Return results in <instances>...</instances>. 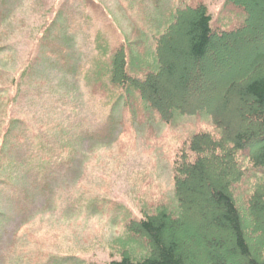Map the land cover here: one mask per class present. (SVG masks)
Segmentation results:
<instances>
[{"label": "trees", "instance_id": "trees-1", "mask_svg": "<svg viewBox=\"0 0 264 264\" xmlns=\"http://www.w3.org/2000/svg\"><path fill=\"white\" fill-rule=\"evenodd\" d=\"M77 1L78 19L68 15L74 26L64 29L63 12L57 5L51 8L50 18L37 35V45L51 47L42 50L44 60L51 67L60 66L72 88L64 100H55L54 114L60 103H78L83 87L100 107H111L110 120L117 118L121 110L138 107L149 108L165 124H171L175 112L195 115L205 111L215 132H197L177 148L171 198L163 194L159 200L140 202L136 211L116 200L92 199L91 210L103 216L108 212L106 218L116 226L115 235L104 246L106 261L82 257L85 250L53 251L45 243L51 236L31 233L30 222L42 211L19 209L22 220L14 232L18 234H13L18 249H8L7 253L0 249V264H264V48L256 50L264 40V0H178L167 12L166 21L165 12L160 13L165 0H116L122 12L133 13L129 24L132 40L124 38L98 0ZM210 1L223 2L221 14L228 8L238 11H226L227 15L235 13L233 26L223 21V27H213L222 18H212ZM3 16L0 13V55L12 58L3 52L7 46L1 38ZM78 29L92 46V55L70 63L65 57L72 56L71 48L65 45L74 37L67 34L72 31L75 36ZM147 33L152 43L145 39ZM51 35L62 43H52ZM246 45L254 49L252 56L244 64L234 63L233 75L222 80L224 97L219 106L188 101L190 91L199 92L193 88L196 79L203 84L207 76L219 73L213 56L216 50L227 46L243 50ZM144 49L150 58H141L140 69H129L133 51L139 50L136 54L142 57ZM29 72L20 68L9 79V72L0 70V186L4 184L7 191H12L14 180L25 184V176L19 178V169L27 166L43 184L35 188L34 194L49 192L53 196L54 188L51 191L46 183L55 180L62 162L75 158L78 145L87 140L113 143L119 127L114 121L106 124L110 135L106 139L79 134L76 129L68 132L57 119L39 125V133L32 130L22 116L12 111L24 78L31 80L37 90L46 84L36 72ZM174 98L180 100L173 103ZM217 102V98L212 99L213 104ZM232 104L236 109L230 112ZM227 116L236 119L238 126L229 123ZM23 148L37 153L17 162L15 153ZM27 198L29 201L32 197ZM49 210L46 208L45 213ZM49 242L56 244L53 239Z\"/></svg>", "mask_w": 264, "mask_h": 264}, {"label": "rangeland", "instance_id": "rangeland-1", "mask_svg": "<svg viewBox=\"0 0 264 264\" xmlns=\"http://www.w3.org/2000/svg\"><path fill=\"white\" fill-rule=\"evenodd\" d=\"M98 1L109 12V16L116 23L117 29L120 30L124 38L132 40L134 35L129 24L133 13L122 12L116 0ZM175 2L177 3L178 0H165L160 9L161 15L165 12L163 20H167V12L170 7H174L172 4ZM57 5L59 9H62L65 19L61 24L64 25V29H70V25L73 24H71L68 15L78 19L80 13L77 0H6L5 2L0 0V13L5 16L1 38H3L2 43L7 45L3 52L12 57L3 58L4 55H0V70L9 72V79H11L12 75L20 68H24L26 71L30 69L31 74L36 72L40 77L38 79L46 81V84L37 90L38 88H35L31 80L24 78L21 81L22 89L18 93L12 111L13 113L16 111L22 116L29 127L38 133L41 132L39 125L46 126L54 119L62 121L64 129L68 132L71 129H76L79 134L98 135L102 139L110 136L106 124L108 126V123L114 121L119 129L113 143L111 140L106 144H100L101 142L96 140H87L78 145V153L75 158H71L69 162L61 163L59 170L55 173V180L51 181L49 178L51 184L46 183L51 191L54 188L56 198L52 194L49 195V192L42 196L34 194L35 188L40 189L43 184L37 182L35 179L37 173L31 171L27 166L25 169H19V178L25 176V184L14 180L13 184L15 185L12 186V191H7L4 184L0 186V213L3 217L0 218V249L6 253L8 249L11 251L18 249L15 244L17 238L13 234L22 220L19 209L28 211L34 209V212L42 211V215L30 222L31 233L38 236H51L46 238L48 239L45 241L47 247L55 252L57 249L62 251L85 250L86 253L82 257L94 262H102L107 260L105 243L115 235L116 226L110 223L109 218H106L108 212H104L103 216L99 212L91 210L92 199L96 196L99 199L116 200L136 211L138 205L142 204L140 202L148 203L159 200L163 194L171 198L173 195V161L177 148L189 136L197 132L214 133L215 130L210 115L205 111L195 115H183L175 112L171 124H165L149 108L138 107L131 108L126 112L121 110L117 118L110 120L111 107L103 106L102 108L92 99L95 101L93 104L83 87L80 88L81 96L79 93V98L77 97L78 103H67L65 106L60 103V108H56L54 114L55 100H64L65 93H70L72 88L69 86L70 82L64 79L65 75L59 70L60 66L51 67L52 64L48 65L44 60L46 58L42 54V50H50L51 47L37 45L36 41L42 26L50 18L51 8ZM209 5L212 18H222L220 22H214L213 27H223L224 22L230 27L234 25V21H236L234 16L238 11L228 8L226 11L235 13L227 15L226 11H223L224 13L221 14L223 2L211 3L210 1ZM262 15L261 24H264V12ZM75 24L78 25V23ZM72 33L69 31L67 35L69 38L74 37L71 38L73 41L65 45L71 48H69V53L72 56L65 57V61L77 63L80 56L82 59L86 54L92 55V46L84 41L85 35L81 34L80 29H78V34L77 30L74 32L75 36ZM52 37V35L49 37L52 43L58 45L62 43V41H55ZM145 37L147 41L153 42L148 33ZM263 41L262 39L261 43H258L256 50H263L261 49L264 48ZM249 46L246 45L247 48L243 50L240 46L237 48L220 47L216 50L213 56L217 59L219 73L214 72L210 77L207 76L206 82L203 84L199 79L192 80L191 83L195 81L193 88L196 87L199 92L190 91L187 95L190 97L188 101H199V103L208 106H219L220 99L224 97L220 90L224 82L222 80L229 79L233 75L232 68L236 63L244 64L249 61L252 56L251 52L254 51ZM234 51L237 52L234 54ZM136 53H139V50L133 51L128 63L129 69H140L142 67L141 58L143 60L150 58L147 49L141 53L142 57H138ZM53 61L61 63L59 60L53 59ZM30 72L29 75H31ZM195 76L198 77V75ZM211 88L214 89L213 92L209 91L213 90ZM77 89L79 90L77 92H80V89ZM216 98L219 103L213 104L212 99ZM124 100L126 101V93H124ZM178 100L180 98H174L173 103H177ZM71 106L72 108H70ZM235 109L236 106L233 104L228 107L230 112ZM226 120L238 126L237 120L232 116H227ZM45 129L47 128L44 127ZM27 137H30V134ZM36 153L35 150L17 149L15 160L22 162L23 159L27 160L29 154ZM50 170H52V166ZM27 196H31L30 200L33 202L28 201ZM48 202L50 203L48 204ZM46 208H50L49 211H46L47 213H45ZM52 239L56 244L49 242Z\"/></svg>", "mask_w": 264, "mask_h": 264}]
</instances>
